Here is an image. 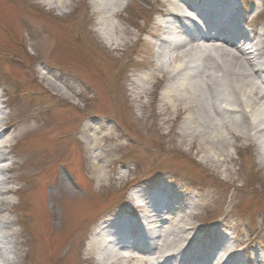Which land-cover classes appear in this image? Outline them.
I'll return each mask as SVG.
<instances>
[{
    "label": "rangeland",
    "instance_id": "obj_1",
    "mask_svg": "<svg viewBox=\"0 0 264 264\" xmlns=\"http://www.w3.org/2000/svg\"><path fill=\"white\" fill-rule=\"evenodd\" d=\"M63 1L0 0V264H101L97 229L129 210L211 264H264L260 142L234 115L217 131L228 142H214L197 114L169 108L156 71L173 4L124 0L106 14ZM242 1L264 80V0Z\"/></svg>",
    "mask_w": 264,
    "mask_h": 264
},
{
    "label": "bare ground",
    "instance_id": "obj_2",
    "mask_svg": "<svg viewBox=\"0 0 264 264\" xmlns=\"http://www.w3.org/2000/svg\"><path fill=\"white\" fill-rule=\"evenodd\" d=\"M46 1L60 11L67 4L63 0ZM167 1L173 5L171 10L167 9L168 18L163 23L164 31L161 33L166 51L157 52L155 65L159 77L167 80L169 108L175 107L180 114L186 116L189 113L197 114L202 131L209 133L216 143L228 142L227 136L224 134V137L217 131L219 127H228L233 115L238 116L248 135L257 143L260 142L264 156V94L260 85L254 81L256 77L264 82L262 70L258 68L263 63L260 62L262 50L257 44L248 43L247 32H241L247 38L243 44L232 40L227 34L239 29L237 23L242 14L230 15L229 7L226 6L230 0H209L210 7L205 12L211 20H207V15L197 9L199 0ZM95 2L96 8L106 14L125 6L124 0ZM219 4L225 7H218ZM199 18L205 19L208 31H217V38L198 41L189 32L188 23L201 20ZM104 19L103 16L100 21L105 30L103 34L110 39L109 27ZM173 20L177 23L179 33L168 36L169 23ZM111 40L114 41V37H111L110 42ZM164 56L169 59H163ZM2 121L0 117V124ZM95 140L96 137L93 136L92 141ZM116 226L118 225L102 223L96 231V236L103 242L98 251L101 264H121V257L127 260L134 257L143 259V264H188L190 259L194 260V264H206L203 258L197 257L196 250L192 253L191 248L178 245L179 232H175L174 227L157 233V229L148 227L141 221V226L137 223L128 232L123 231L120 237H116L113 231ZM154 239H159L160 242H153ZM138 244L145 252L138 255H133L132 251L127 253V248L136 250ZM0 248V251L5 252L6 246ZM182 252L185 254L184 259H180ZM5 258L10 262V258ZM233 258L231 256L223 264H232Z\"/></svg>",
    "mask_w": 264,
    "mask_h": 264
}]
</instances>
